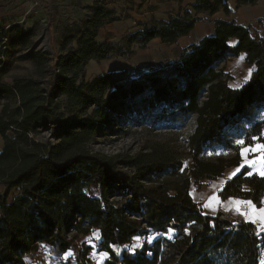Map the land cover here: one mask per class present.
Wrapping results in <instances>:
<instances>
[{"label": "trees", "instance_id": "obj_1", "mask_svg": "<svg viewBox=\"0 0 264 264\" xmlns=\"http://www.w3.org/2000/svg\"><path fill=\"white\" fill-rule=\"evenodd\" d=\"M263 1L236 0L250 7ZM191 9L228 13L223 0H195ZM108 15L89 12L76 46L51 57L30 41L31 31L0 22V264H32L40 247L54 260L71 253L69 263L87 264L90 248H79L75 240L93 231L98 251L106 253L102 264H264L257 226L222 211L205 215L189 194L191 182L215 180L239 165L237 140L264 143V115L254 118L264 113V37L234 21H215L211 36L160 72L105 73L78 84L88 62L125 56L132 45L144 49L154 39L172 45L196 21L184 11L153 22L128 34L120 53L108 35L95 41ZM241 53L252 72L232 89L224 64ZM19 63L29 64L31 74L5 83ZM144 124L182 133L184 151L159 141L123 157L86 149L103 130ZM43 133L49 134L46 142L35 138ZM215 148L224 155L205 160ZM183 156L191 160L188 170ZM248 172L244 168L227 180L219 198L259 207L264 178ZM12 190L19 193L7 202ZM148 236L155 238L149 243ZM136 238L145 242L131 251Z\"/></svg>", "mask_w": 264, "mask_h": 264}, {"label": "crops", "instance_id": "obj_2", "mask_svg": "<svg viewBox=\"0 0 264 264\" xmlns=\"http://www.w3.org/2000/svg\"><path fill=\"white\" fill-rule=\"evenodd\" d=\"M103 1L104 0H0V22L5 27H8L15 23L14 20H17L16 17L19 15L22 16L21 18L26 17L27 19L33 18L38 20L37 18H39L40 21L47 24L49 32L56 36L72 24H83L88 13L93 12L96 4ZM117 1H119V3L114 0L111 2L116 3V6L113 7L115 12L119 14V19L117 22L113 23L106 22L97 30L95 41L98 43L104 42L107 35L110 37L109 41L113 42L118 37L119 33H134L141 30L144 26L151 25L153 22L166 21L175 14H182L184 11H188L191 16L196 19L191 32L187 36L179 38L174 44L163 45L159 39H154L147 44L146 47L153 44L169 47L172 53L169 63L176 61L187 47L198 43L204 37L211 36L214 31L215 21L231 22L232 18L237 16L236 25L251 27L254 33L264 37V1L256 6L250 7L238 5L236 0H223L227 6L228 13L226 14L220 9L212 15L206 13L195 14L191 9L195 0H182L181 3L173 0H147L146 2H142V0H125L129 5L124 4V0ZM131 22L132 25H130ZM229 43L231 46H234L235 40H231ZM71 47L74 48L75 45ZM224 68L225 72L231 77L228 85L232 89H239L245 84L249 80V72H252L245 64V55L243 53L239 54L237 58L227 61L224 64ZM238 85L239 87H237ZM249 158H252V156L250 155ZM239 165L226 169L221 177L215 180L200 181L199 188L196 184L191 182L189 188L190 197L193 202L201 208L203 214L214 215L218 211H222L233 219H241L244 221L242 216L238 215L234 210H229L227 207L230 198L225 200L219 198L222 203L216 206V211L204 207L210 197L214 195L219 197V192L222 190L226 181L234 177L231 176V178H229ZM245 168L248 169L247 167ZM248 170L250 171V169ZM239 173L240 172L236 173V175ZM256 175L259 176L258 174ZM247 189L248 186L243 185V190ZM260 207H264V196L260 206L257 208ZM254 225L257 226L264 238V226L259 222Z\"/></svg>", "mask_w": 264, "mask_h": 264}, {"label": "rangeland", "instance_id": "obj_3", "mask_svg": "<svg viewBox=\"0 0 264 264\" xmlns=\"http://www.w3.org/2000/svg\"><path fill=\"white\" fill-rule=\"evenodd\" d=\"M104 0L101 3L96 4L94 11L96 9H102L104 12L109 13L107 18L103 23H113L117 22L119 19V14L115 12L114 7L116 3ZM118 2L117 0H114ZM124 4H128L127 1H123ZM114 6V7H113ZM112 10V11H111ZM22 16H17L14 20L15 23L5 27L10 28L14 26H18L22 32L31 31V42H37L38 47L43 50V48L48 46V55L51 57L52 53L55 55H63L65 51L71 47L76 46L75 38L78 33L84 28L83 24H72L68 26L64 31L58 33V35L54 36L49 32L47 24L43 21H40L39 18L30 19ZM21 20V21H20ZM86 21V19L84 20ZM237 21V20H236ZM84 23V22H83ZM132 25V22L130 23ZM128 34H118V37L113 41V43H117L120 47V53H122L126 46L124 44L125 38ZM56 46V48H55ZM172 53L170 52L169 47L163 46L160 44H153L149 47H145L144 49H139L136 46H131L128 49V54L125 56L116 55L108 60L103 61H92L88 62L84 66V74L79 76L78 84L83 82L87 83L92 81L98 75H102L105 73H116V72H125L130 77H138L144 73H154L160 72L164 69L165 65L169 63L171 59ZM16 69L12 70L9 74L6 75L4 79L5 83H10L9 77H20V76H29L31 74V67L26 63H19L16 65ZM1 110V107H0ZM263 110H259L256 112L254 116L255 119L263 118ZM48 133L39 134L35 138L40 142H46L48 140ZM184 135L177 131H173L170 129H166L163 126L159 127H149L144 124L142 126H134V125H123L110 127L106 130H103L98 136L92 139V141L87 145L86 149L93 154L105 156V157H123L125 155H132L136 151H138L147 141H159L169 143L172 147L177 149L180 152H183L185 149V144L183 142ZM52 141V140H51ZM2 139L0 137V150L2 149ZM224 155L221 149H209L205 152L203 158L205 160H213L218 156ZM183 165L185 169L190 168L191 160L189 157L183 156ZM199 188L200 185L198 184ZM2 191L0 187V192ZM18 190H12L9 192L7 197V202H10L17 194ZM94 233H98L97 231L91 232L87 236H79L76 238V245L81 248H90V253L87 256L88 263L87 264H102L106 256L99 252L96 244L99 241L94 236ZM172 236L171 233L166 235L167 238ZM155 236H148L147 242L152 241ZM144 238H136L133 243L128 246V249L131 251H135L140 249L143 245ZM150 243V242H149ZM139 244V247H134ZM38 260L33 262L32 264H75L74 262H68L65 259V256H62L60 259H55L50 256L48 250L44 247H40L38 251V256H34L31 259ZM262 260L264 261V249L262 252Z\"/></svg>", "mask_w": 264, "mask_h": 264}, {"label": "snow or ice", "instance_id": "obj_4", "mask_svg": "<svg viewBox=\"0 0 264 264\" xmlns=\"http://www.w3.org/2000/svg\"><path fill=\"white\" fill-rule=\"evenodd\" d=\"M251 72H249L248 77L250 78ZM247 80V78H246ZM239 87V85L237 86ZM258 140V138H253V141ZM237 151L240 158V165L236 170L230 175L235 176L236 173L240 172L241 169L247 167L250 171L247 173L249 176L258 174L261 177H264V143H249L245 146L244 140H237ZM250 155L252 158H249ZM219 197L212 196L209 198L208 202L205 203V208H211L212 211H216V206L221 204ZM227 207L229 210H234L238 215L242 216L244 222H251L256 224L259 222L264 226V207L257 208L256 205L251 200H239V199H229ZM247 209V210H245ZM94 236L99 239V234L94 233ZM151 242V241H149ZM134 247H139V244ZM71 255L68 253L65 255V259ZM106 255V253L104 254Z\"/></svg>", "mask_w": 264, "mask_h": 264}, {"label": "water", "instance_id": "obj_5", "mask_svg": "<svg viewBox=\"0 0 264 264\" xmlns=\"http://www.w3.org/2000/svg\"><path fill=\"white\" fill-rule=\"evenodd\" d=\"M44 53H48V46L46 45L43 50H42Z\"/></svg>", "mask_w": 264, "mask_h": 264}, {"label": "built area", "instance_id": "obj_6", "mask_svg": "<svg viewBox=\"0 0 264 264\" xmlns=\"http://www.w3.org/2000/svg\"><path fill=\"white\" fill-rule=\"evenodd\" d=\"M88 16V15H87ZM238 19V17L237 16H234L233 18H232V20L231 21H234V22H236V20Z\"/></svg>", "mask_w": 264, "mask_h": 264}]
</instances>
